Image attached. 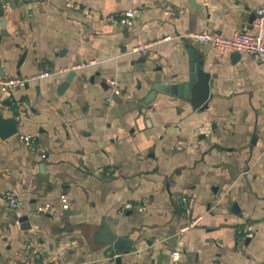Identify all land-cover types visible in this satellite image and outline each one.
Masks as SVG:
<instances>
[{
    "label": "crops",
    "instance_id": "obj_1",
    "mask_svg": "<svg viewBox=\"0 0 264 264\" xmlns=\"http://www.w3.org/2000/svg\"><path fill=\"white\" fill-rule=\"evenodd\" d=\"M263 3L1 0L0 76L52 72L0 91L3 115L18 118L17 132L0 136V264H28L29 243L35 261L53 264H264V66L250 52L181 35L250 29ZM127 7L137 9L130 24L106 16ZM138 41L145 52H130ZM192 53L210 73L201 106L155 86L186 79ZM60 191L67 208L55 205ZM177 191L198 223L181 228L188 216ZM45 200L54 206L38 211ZM246 221L254 233L238 243ZM104 223L130 240L126 250L97 238Z\"/></svg>",
    "mask_w": 264,
    "mask_h": 264
},
{
    "label": "built area",
    "instance_id": "obj_2",
    "mask_svg": "<svg viewBox=\"0 0 264 264\" xmlns=\"http://www.w3.org/2000/svg\"><path fill=\"white\" fill-rule=\"evenodd\" d=\"M137 9L135 7H127L119 11L112 12L107 14L106 16L113 23L119 24H130L133 22L134 17L136 15ZM181 35L186 37L193 38L198 42H211L217 51H222L226 48H231L235 50H243L246 52L252 53L256 59L263 64L264 66V3L255 7L254 14L251 19V28H238L234 29L231 33H222L215 30L208 29H198V30H186ZM148 42L138 41L132 44L129 48L130 52L135 53H143L148 47ZM52 70L49 68H44L40 71H37L33 74L22 75V74H12L0 76V91L5 92L8 89L12 88L16 85H22L27 82L30 78H35L39 76H43L51 73ZM109 81L113 87L115 92H119L120 88L117 86L114 77L109 78ZM109 98V96H107ZM20 137L23 142L27 145H34L42 156H45V150L42 144L36 141L32 134L30 133H20ZM104 171H107L109 168H101ZM2 198L7 202L10 206H17L20 203L19 197L13 190H5L1 194ZM174 200L176 204L180 206L182 212L188 216L187 221L181 226L184 228L188 225H193L199 222L200 216H190L191 211V200L190 197L184 193L177 191L173 194ZM131 202L126 201L124 205L130 206ZM60 208H67L69 206V198L65 191H60L57 195L56 204ZM138 206H142V204H137ZM54 204L45 200L42 202H38L36 204V209L38 211H47L52 208ZM236 241L238 243L243 242L245 239L253 235L254 233V225L249 222H243L236 226ZM36 248L29 243L27 249V256H29L28 264H48L46 260H42L37 262L34 260ZM119 252H113L112 255L116 256ZM170 256L172 258L173 263H177L180 258V250L173 249L170 251Z\"/></svg>",
    "mask_w": 264,
    "mask_h": 264
},
{
    "label": "water",
    "instance_id": "obj_3",
    "mask_svg": "<svg viewBox=\"0 0 264 264\" xmlns=\"http://www.w3.org/2000/svg\"><path fill=\"white\" fill-rule=\"evenodd\" d=\"M3 14V6L0 0V15ZM5 20L2 18L0 24L3 26ZM1 32H6L3 28ZM238 53L237 51H235ZM142 57V56H141ZM74 69H69L64 78L61 80L58 87L61 89L64 87L71 78ZM210 73L205 70L201 64H196L193 53L189 55V64H188V75L184 80H174L166 82H156L155 86L161 88L162 90L178 93L188 97L193 104V106H201L208 93L209 85L208 78ZM17 123L18 118L12 113L11 115L4 116L0 110V136L5 137L9 134L17 132ZM23 220L27 221L25 215L22 216ZM28 223V222H27ZM25 225V224H24ZM28 225V224H27ZM97 238L101 240H109L112 242L113 247L117 250H126L125 243L130 242V240L124 236L116 235L114 232L110 231L108 226L105 225L101 229V236L99 237L96 234ZM48 264H53L52 261H49Z\"/></svg>",
    "mask_w": 264,
    "mask_h": 264
}]
</instances>
